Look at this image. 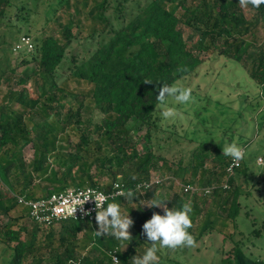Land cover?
Wrapping results in <instances>:
<instances>
[{"label": "trees", "instance_id": "trees-1", "mask_svg": "<svg viewBox=\"0 0 264 264\" xmlns=\"http://www.w3.org/2000/svg\"><path fill=\"white\" fill-rule=\"evenodd\" d=\"M87 1L76 0V3L85 6ZM94 2L89 13L98 12L97 18L102 22L100 29L94 27L90 35L99 33L100 39L91 54L76 62L72 71L74 77L90 85L87 95L78 96L74 102L68 101L65 89L55 79L75 37L72 14L52 33L32 37V49L22 50L28 55L21 61L23 64L35 62L32 70L35 89L34 93L11 91L22 106L21 110L0 108V214L10 213L17 206L23 207L27 214V207L17 202V195L33 199L86 185L109 191L115 180L109 187L101 186L100 179L105 176L112 179L119 176L126 191L124 195L109 198L105 207L111 202L151 201L155 193L153 185L142 190L134 187L150 177L149 171L160 156L150 145L139 147V138L133 134L136 129L131 126H144V133L150 138L151 127L157 123L154 114L160 104L156 97L159 88L163 83L173 84L194 73L203 62L199 51L240 63L255 83L264 86V38L258 43L256 36L258 23L264 26V4L259 8L248 5L254 12L246 15L245 7L238 0ZM9 5L11 0H0V21L5 18ZM108 9H112L109 14L106 13ZM19 10L22 12L23 8ZM19 12H16L18 19H25V13ZM186 28L197 35L193 44L184 36ZM29 34L28 31L23 33ZM85 98L93 111L99 113L97 121L92 117L83 118ZM67 126L75 131V142L59 138ZM92 132L96 134L93 138ZM29 143L33 158L27 162L21 152ZM207 144L200 150L193 149L188 165L181 167L179 160L173 178L183 175L188 168L193 175L200 171V186L197 187L209 186L210 192L180 193L178 183H174L172 195L164 203L169 208L190 204L192 224L196 216L201 217L194 237L218 231L225 239L232 237L228 226L233 230L237 227L240 197L245 192L251 193L234 182L238 174H243L247 181V169L239 160L229 175L227 167L232 158L223 154L221 145ZM208 163L210 166L206 165ZM181 184L193 183L183 181ZM255 186L256 189L262 187L259 183ZM130 192L135 194L131 200ZM209 195L212 199L206 198ZM125 209L134 222L129 229L132 239L126 241L125 249L121 247L126 242L121 244L107 235L100 237V247H90L91 238L84 233L79 235V224L95 219L57 221L44 226L58 224L55 230L51 229L41 238L38 229L41 225L30 220V228L6 225L0 230V242L9 251L3 264H69L70 261L72 264H113L110 252L117 255L119 264H131L136 245L146 236L143 224L153 212L163 214V210L161 207L144 208L139 203L134 209ZM261 220L257 227L251 222L254 227L248 230L258 239L264 238V229L260 231V227L264 228V216ZM217 264H264V257H255L244 251L239 243H234Z\"/></svg>", "mask_w": 264, "mask_h": 264}, {"label": "rangeland", "instance_id": "rangeland-1", "mask_svg": "<svg viewBox=\"0 0 264 264\" xmlns=\"http://www.w3.org/2000/svg\"><path fill=\"white\" fill-rule=\"evenodd\" d=\"M57 1L11 0V5L6 7L5 18L0 21V108L4 110L10 108L15 112L22 109L14 95H11V91L16 94L20 91L34 93L35 80L32 77V70L35 68V62L31 61L28 64L21 62L28 58V55L23 53V48L27 47V51L32 48L23 44L19 37L26 31L30 33V39L36 35L41 37L52 33L58 28L59 23L66 21L70 14L73 17L72 31L75 37L66 50L63 63L55 73V79L65 89L66 100L74 102L78 96L87 95L86 91L90 85L74 77L72 71L74 64L90 55L97 45L100 39L99 33L90 35V32L94 27L99 30L102 21L97 18L98 12L89 13L95 3L94 0H88L85 6H82L80 2L76 3V0H68V3H66L67 0H60L58 1L60 4ZM22 8L21 12L19 9ZM17 11H20L19 14L25 13V19H18ZM111 11L112 9H108L106 13L109 14ZM244 12L250 15L254 10L245 7ZM76 24L78 27L75 26ZM184 36L189 44H193L197 39V35H192L189 28L185 29ZM256 36L258 43L264 38V26L260 22L256 27ZM19 42L22 47L15 46ZM199 55L203 59L201 66L194 73L173 83L191 89V102L185 105L176 104L180 115L175 120L165 121L160 115L163 107L160 103L154 114L157 123L151 127L149 139L144 133V126L141 128H137L136 124L131 126L133 130L136 129L133 134L139 138V147L150 145L155 154L160 156L155 166L149 171V176L159 180L152 186L155 192L153 199H168L172 195L174 183H178L180 193L183 181H190L192 185L200 186L198 183L201 179L200 171L193 175L188 168L183 175L176 178H173V171L179 166V160H181V167L188 165L193 149L200 150L208 146L207 143L221 145L223 148L228 143L235 142L244 148L245 156L241 161L247 169V181L243 174H238L235 175L234 182L241 185L244 191L251 193L245 192L240 197L241 206L237 227L233 230L231 226H228V232L232 233V237L228 236L224 239L223 234L218 231L205 233L199 238L194 237L197 233V224L199 225L201 220L198 215L190 229L194 237V245L159 249L158 264H217L234 243H239L244 251L255 257H264V238L258 239L254 233L251 234L248 231L254 227L251 222L255 223L256 227L260 226L261 218L264 216V86L255 83L240 63L224 57H215L208 51H199ZM172 103L173 101L169 99V104ZM83 107L84 119L87 117H92L93 121L99 119V113L96 110L93 111L87 98L84 99ZM69 129L70 127L59 135V138L63 139L61 141L67 138L71 142L77 140L75 131L72 132L73 130ZM95 136L96 134L92 132L91 137ZM21 154L27 162L33 158L31 143L23 148ZM206 165L210 166L209 163ZM112 180L119 181L120 178L118 176L112 179L105 176L100 179L101 186L109 187ZM258 183L262 186L261 189H256L255 185ZM198 193L201 194V192ZM211 197V195L206 196L207 199H212ZM150 202L142 200L137 203L127 201L117 203L125 212V208L134 209L138 203L148 208L149 206L145 204ZM208 205L211 206L210 201ZM31 224L25 209L21 206H17L10 213L0 214V230L6 225L13 228L26 225L30 228ZM79 225L81 227L79 235L84 233L83 235L86 234L91 238L90 247H100L101 239L95 235L98 228L96 219ZM57 227L58 224L52 227L40 226L39 237ZM263 229L260 227V231ZM148 246H151V243L144 236L142 243L135 247V255H143ZM126 247L127 242L121 249ZM8 254L6 245L0 242V264H3L2 260Z\"/></svg>", "mask_w": 264, "mask_h": 264}, {"label": "clouds", "instance_id": "clouds-1", "mask_svg": "<svg viewBox=\"0 0 264 264\" xmlns=\"http://www.w3.org/2000/svg\"><path fill=\"white\" fill-rule=\"evenodd\" d=\"M242 7L251 5L253 8H259L264 4V0H238ZM151 83L152 80H146ZM163 106L160 110V115L165 121L175 120L179 115L176 104L185 105L192 100L191 89L184 88L178 84H165L159 88V94L156 96ZM169 99L173 103L169 104ZM225 156H230L234 161L244 158L245 150L238 143H228L222 148ZM135 194L129 193V199ZM104 196L95 199L96 202V222L97 230L95 235L101 237H114L123 244L132 239L129 231L133 225V220L122 210L121 205L116 202L108 203L105 207L103 201ZM164 199H152L150 203H146L149 207L163 208V214L153 213L152 217L148 219L142 226L143 232L150 241L151 247H148L143 255H135L131 259V264H158V251L161 248L175 249L181 246H193L194 237L189 232L192 226V219L190 217L191 206L188 203L183 204L180 208L167 207ZM114 252L109 255L112 258L113 264H119V261L113 256ZM69 264H72L70 261Z\"/></svg>", "mask_w": 264, "mask_h": 264}, {"label": "built area", "instance_id": "built-area-1", "mask_svg": "<svg viewBox=\"0 0 264 264\" xmlns=\"http://www.w3.org/2000/svg\"><path fill=\"white\" fill-rule=\"evenodd\" d=\"M19 39L29 48L32 47L29 36L22 35ZM15 46L20 47L21 43L19 42ZM238 164L239 160L234 161L231 159V162L227 167L229 175L233 173L234 168L238 166ZM158 182L159 180L156 177L150 176L147 180L138 182L134 188L139 190L147 189ZM223 186H226V184L223 183ZM181 187L184 193L197 191L207 194L211 189L209 186L199 189L192 184H181ZM125 192L122 183L115 180L111 183L109 191H106L99 186L86 185L80 187H68L65 190L51 192L46 196L33 199H27L22 195H17L16 197L18 203L27 207V214L30 220L37 222L41 226H48L57 221L68 218L83 221L93 220L95 219L97 211L95 199H98L100 196L106 197L103 201V205L105 206L109 198L124 195ZM113 256L118 260L115 253H113Z\"/></svg>", "mask_w": 264, "mask_h": 264}]
</instances>
